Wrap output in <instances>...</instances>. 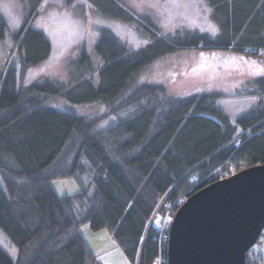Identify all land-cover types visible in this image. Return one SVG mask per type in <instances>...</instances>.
I'll use <instances>...</instances> for the list:
<instances>
[{
	"label": "trees",
	"instance_id": "16d2710c",
	"mask_svg": "<svg viewBox=\"0 0 264 264\" xmlns=\"http://www.w3.org/2000/svg\"><path fill=\"white\" fill-rule=\"evenodd\" d=\"M86 1L135 23L152 41L132 51L102 28L92 48L96 58L83 50L69 70L70 84L44 77L16 86L14 59L26 71L51 45L25 24L14 33V59L0 74V229L15 257L0 247V264H101L79 230L83 223L108 230L129 263L153 264L159 250L165 253L151 224L155 211L264 163V76L234 94L257 98L234 122L216 95H173L157 82L131 87L146 66L179 48L264 54V0H207L219 28L213 40L203 33L169 40L118 0ZM56 96L106 109L94 118L78 116L50 106ZM107 118L114 123L96 127ZM83 160L90 167L87 183L80 177ZM62 177L76 179L81 190L58 194L51 182ZM253 257L250 249L246 264H256Z\"/></svg>",
	"mask_w": 264,
	"mask_h": 264
},
{
	"label": "rangeland",
	"instance_id": "374dc122",
	"mask_svg": "<svg viewBox=\"0 0 264 264\" xmlns=\"http://www.w3.org/2000/svg\"><path fill=\"white\" fill-rule=\"evenodd\" d=\"M118 1L138 20L147 21L158 35L169 40L185 39L191 33H203L213 40L219 31L207 0ZM32 5L34 2L27 0H0V18L4 22L3 35H0V74L5 73L14 59V33L22 25L42 32L51 45L48 56L27 67L26 71H22L14 59L16 86L28 85L44 77L70 84L69 70L81 52L85 50L91 58H96L92 48L102 28L112 31L132 51L152 41L148 32L139 30L135 23L106 15L86 0H75L72 4L65 0H40L33 10ZM93 64H97V60ZM262 76L264 54L185 47L155 59L139 72L131 87L143 82H157L173 95H216V105L234 122L236 117L248 112L257 102L255 96L234 94L247 91L251 87L246 83ZM47 103L87 118H94L106 109L101 103H71L62 96L53 97ZM113 123V118H107L99 121L96 127L105 128ZM89 174L90 167L83 160L80 172L83 183L89 181ZM51 183L58 194H74L81 190L80 183L74 178L62 177ZM177 207L174 206L173 215ZM79 230L97 257L102 258V264H131L108 230L94 231L87 223L79 225ZM0 247L15 257V248L1 229ZM251 250L256 264H263V259L259 257L263 254L260 241Z\"/></svg>",
	"mask_w": 264,
	"mask_h": 264
},
{
	"label": "water",
	"instance_id": "95a60500",
	"mask_svg": "<svg viewBox=\"0 0 264 264\" xmlns=\"http://www.w3.org/2000/svg\"><path fill=\"white\" fill-rule=\"evenodd\" d=\"M170 223L167 264H246L264 227V163L192 192Z\"/></svg>",
	"mask_w": 264,
	"mask_h": 264
},
{
	"label": "built area",
	"instance_id": "2783aa9c",
	"mask_svg": "<svg viewBox=\"0 0 264 264\" xmlns=\"http://www.w3.org/2000/svg\"><path fill=\"white\" fill-rule=\"evenodd\" d=\"M232 171L231 173H233ZM183 199L179 198V200L175 201V204L178 205L180 202H182ZM165 209L163 212L158 213V211H155L152 214V226L157 230V238L159 240L160 244H164L165 246V253L162 250H159L158 254L155 255L153 264H167V258H166V246L168 241V231L170 227V222L173 217V209L174 205L170 204L169 202L165 204ZM258 241H260V250H262L263 254L259 257L263 259L264 264V229L262 230V233L260 234Z\"/></svg>",
	"mask_w": 264,
	"mask_h": 264
},
{
	"label": "crops",
	"instance_id": "0c3cea01",
	"mask_svg": "<svg viewBox=\"0 0 264 264\" xmlns=\"http://www.w3.org/2000/svg\"><path fill=\"white\" fill-rule=\"evenodd\" d=\"M77 1H79V0H77ZM27 2H34V0H27ZM89 5H91L90 3H89ZM92 6V5H91ZM243 96V95H242ZM10 255V254H9ZM11 256V255H10ZM12 257V256H11ZM13 258V257H12ZM98 258V257H97ZM99 259V261L101 262V264H102V258H98Z\"/></svg>",
	"mask_w": 264,
	"mask_h": 264
}]
</instances>
